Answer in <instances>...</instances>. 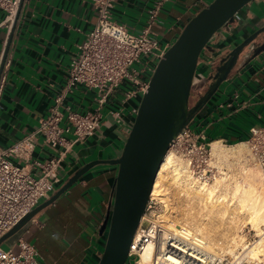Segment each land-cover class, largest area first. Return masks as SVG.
<instances>
[{
  "label": "crops",
  "instance_id": "crops-1",
  "mask_svg": "<svg viewBox=\"0 0 264 264\" xmlns=\"http://www.w3.org/2000/svg\"><path fill=\"white\" fill-rule=\"evenodd\" d=\"M213 0H168L151 28V36L161 48H169L185 25ZM258 10L264 15V0H257ZM153 0H115L113 19L137 34L146 25L147 12ZM6 13L0 9V65L7 48L1 72L3 88L0 98V147L6 148L32 132L39 120L47 115L54 98L66 84L68 66L96 23V12L91 0H23L16 26L10 32L3 26ZM254 18V19H253ZM255 16H242L241 28ZM237 23L222 30L229 34ZM250 26V25H248ZM247 26V27H248ZM264 26V19L256 24ZM227 33V34H226ZM217 35L210 48L214 53L224 38ZM230 41L232 38L229 37ZM206 57H210L208 50ZM205 58V57H204ZM123 84L104 110V122L113 131L105 141L101 133L90 137L67 154L62 163L61 178L77 164L95 157H103L109 145L114 148L126 136L123 119L133 121L124 109L122 122H113L109 112L118 111ZM95 92L78 86L65 104L77 113L95 109ZM130 105V103L128 104ZM264 126V52L245 68L238 70L225 83L219 98L201 112L189 125L195 134L203 133L208 141L233 146L245 143L250 129ZM118 134V135H117ZM120 136V137H119ZM68 140L70 135L65 136ZM61 150V148H59ZM58 154L39 140L31 160L45 162ZM32 176L39 171L28 168ZM115 169H95L67 189L51 205L41 210L29 223L21 240L31 244L37 252V264H94L98 255L99 228L105 218L112 196ZM52 195V194H51ZM50 197V196H49ZM17 242L1 248L17 251ZM127 264V263H126Z\"/></svg>",
  "mask_w": 264,
  "mask_h": 264
},
{
  "label": "built area",
  "instance_id": "built-area-1",
  "mask_svg": "<svg viewBox=\"0 0 264 264\" xmlns=\"http://www.w3.org/2000/svg\"><path fill=\"white\" fill-rule=\"evenodd\" d=\"M19 2L0 0V9L6 13L3 26L8 32ZM114 2L91 0L96 23L71 59L66 84L54 98L47 115L39 120L32 132L6 148L0 147V239L38 205V200L51 196L54 183L61 178L62 163L72 146L101 133L105 107L123 84L127 88L123 91L120 107L118 111L109 112L108 116L120 124L125 108L133 119L137 114L155 67L167 50L152 38L151 28L168 0H153L147 12L146 25L137 34L130 33L113 19ZM78 86L95 92V109L92 112L77 113L65 104ZM2 88L3 78L0 75V98ZM66 135H70L71 139L68 140ZM178 137L173 143L175 151L187 161L191 175L199 180L213 181L217 170L210 164L211 142L203 133L195 134L189 126ZM39 140L58 156L45 162L31 160ZM245 143L251 161L264 173V126L251 128ZM28 168L37 169L39 174L32 176ZM150 203L149 198L144 214ZM142 219L130 244L127 264H137L138 251L145 241L136 240L137 233H141L139 239H145L144 234L149 231V228L143 227ZM153 244L160 248L151 264H238L231 263L223 254L201 252L193 244L180 240L164 243L155 240ZM16 248L14 252L0 247V264H37V252L31 244L19 239ZM170 256L176 259V263L168 260Z\"/></svg>",
  "mask_w": 264,
  "mask_h": 264
},
{
  "label": "water",
  "instance_id": "water-1",
  "mask_svg": "<svg viewBox=\"0 0 264 264\" xmlns=\"http://www.w3.org/2000/svg\"><path fill=\"white\" fill-rule=\"evenodd\" d=\"M256 1L213 0L191 18L157 63L133 121L123 119L126 136H119L121 140L115 148L108 144L109 149L103 157L77 164L63 179L55 182L52 195L38 200V205L0 239V247L21 239L30 221L86 174L98 168H114L111 201L99 228L98 255L94 264H126L130 244L168 149L185 128L219 98L225 83L264 52V26H256L264 15L254 12L258 10ZM22 2L20 0L18 5L10 38ZM248 12L255 20L249 19L246 23L250 26L241 28V18ZM235 23L237 26L226 33L227 37L222 35L224 28ZM217 35H222L224 41L214 53L210 44ZM208 50L211 56L207 58ZM6 53L7 48L0 75ZM197 96L199 100L190 107L189 100ZM101 128H105L101 138L105 141L114 127L103 121ZM89 138L75 143L70 152Z\"/></svg>",
  "mask_w": 264,
  "mask_h": 264
},
{
  "label": "bare ground",
  "instance_id": "bare-ground-1",
  "mask_svg": "<svg viewBox=\"0 0 264 264\" xmlns=\"http://www.w3.org/2000/svg\"><path fill=\"white\" fill-rule=\"evenodd\" d=\"M245 145L210 143V164L217 170L211 182L192 176L187 161L175 154L176 145L170 146L149 195L162 210L154 218L142 216V222L148 220L149 231L145 239H139L140 232L135 237L145 240L137 264H151L155 259L160 248L153 244L155 240L188 242L201 252L226 253L238 264L243 260L264 264V174L247 159ZM239 221L251 226L257 238L254 243L247 245L243 240ZM238 247L241 253L236 252ZM168 260L176 263L171 256Z\"/></svg>",
  "mask_w": 264,
  "mask_h": 264
},
{
  "label": "rangeland",
  "instance_id": "rangeland-1",
  "mask_svg": "<svg viewBox=\"0 0 264 264\" xmlns=\"http://www.w3.org/2000/svg\"><path fill=\"white\" fill-rule=\"evenodd\" d=\"M222 145L223 146H225V147H229V145H226V144H224V143H222ZM244 152L246 153V156H248L247 157V159H249V160H251L250 158H249V152H248V148H247V145H245L244 146ZM174 152H175V154L178 156V157H181V159L182 160H184V158L182 157V156H180L179 155V153H176V151H175V147H174ZM211 159H212V157H211ZM185 161V160H184ZM249 162H252V161H249ZM255 164V163H254ZM260 169V168H259ZM225 172H226V170H225ZM263 173V172H262ZM264 174V173H263ZM52 194V193H51ZM161 205H159L156 201H151V203H150V205H149V207H148V210H147V212H146V214H144V215H146L147 217H149V218H154V217H156L160 212H161ZM241 223H242V221H239V225H240V232H239V234L240 235H243V240L245 241V242H247V245H249V244H252V243H254V241H256L257 240V238H255V232L253 231V229L251 228V226L250 225H241ZM149 226V223H148V220H145L144 222H143V227L144 228H147ZM2 247H3V245H2ZM237 253H241L242 252V248H240V247H238V249H237V251H236ZM223 255H225V256H227L229 259H230V262L231 263H238V261L239 260H234V259H232L228 254H226V253H223ZM242 261V260H241ZM137 262H138V259H137ZM127 263V262H126ZM242 264H248L245 260H243L242 261Z\"/></svg>",
  "mask_w": 264,
  "mask_h": 264
},
{
  "label": "flooded vegetation",
  "instance_id": "flooded-vegetation-1",
  "mask_svg": "<svg viewBox=\"0 0 264 264\" xmlns=\"http://www.w3.org/2000/svg\"><path fill=\"white\" fill-rule=\"evenodd\" d=\"M260 28H261V27H260ZM263 35H264V34H263ZM198 100H199V96L190 99V100H189V105H190V107H193V106L196 104V102H197Z\"/></svg>",
  "mask_w": 264,
  "mask_h": 264
},
{
  "label": "trees",
  "instance_id": "trees-1",
  "mask_svg": "<svg viewBox=\"0 0 264 264\" xmlns=\"http://www.w3.org/2000/svg\"><path fill=\"white\" fill-rule=\"evenodd\" d=\"M209 142H211V141H209Z\"/></svg>",
  "mask_w": 264,
  "mask_h": 264
}]
</instances>
